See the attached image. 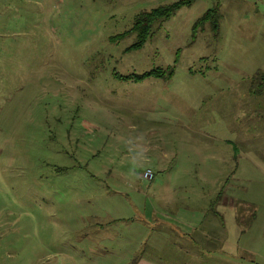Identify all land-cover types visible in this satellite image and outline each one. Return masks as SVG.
Returning a JSON list of instances; mask_svg holds the SVG:
<instances>
[{"label": "rangeland", "instance_id": "374dc122", "mask_svg": "<svg viewBox=\"0 0 264 264\" xmlns=\"http://www.w3.org/2000/svg\"><path fill=\"white\" fill-rule=\"evenodd\" d=\"M180 1L0 0V264H172L190 209H264V0H193L139 46Z\"/></svg>", "mask_w": 264, "mask_h": 264}, {"label": "crops", "instance_id": "0c3cea01", "mask_svg": "<svg viewBox=\"0 0 264 264\" xmlns=\"http://www.w3.org/2000/svg\"><path fill=\"white\" fill-rule=\"evenodd\" d=\"M261 17L264 20V16ZM261 41L264 44L263 37H261ZM253 94L256 100H259V92L252 91ZM255 131V134L259 133L257 130ZM249 136L256 137L251 133ZM223 141L226 144H232L226 139ZM236 151L237 147L233 146L231 151H227L226 157H220L222 163L219 167L235 168L238 155ZM153 173L155 179V172ZM165 183L168 184L169 180H166ZM221 189H217L218 193L215 196L217 199ZM228 199L223 196L222 201L215 205L213 201H210L198 212L185 206L186 209H190L189 212L194 211L192 217L197 219L186 227L174 224L167 227L171 230L170 232L174 233L172 237L177 245L175 250L179 251L177 253L179 256L174 255L171 258L172 264H264V209L261 207L259 209L256 204H252L254 208L243 212L239 210L240 207H243L242 200L235 198L228 203ZM233 201L239 202L234 203ZM165 209L169 210L166 206ZM171 209L169 211L175 213L180 208ZM247 217L251 218L250 224H246L244 221V218ZM144 263L155 264V262L148 261ZM156 264L159 263L156 262Z\"/></svg>", "mask_w": 264, "mask_h": 264}, {"label": "trees", "instance_id": "16d2710c", "mask_svg": "<svg viewBox=\"0 0 264 264\" xmlns=\"http://www.w3.org/2000/svg\"><path fill=\"white\" fill-rule=\"evenodd\" d=\"M193 0L180 1L166 7H160L151 11L150 13L140 14L134 24L133 32L136 34L139 46L152 34L151 28L158 21H164L170 18V16L181 7L188 6ZM221 18V14L217 8L207 10L192 26V38H195L197 30L203 31L205 25L209 26V29L218 34V22ZM169 69V70H168ZM168 73L164 74L162 70L152 71L144 75L139 76L136 80L145 79L148 77H154L158 79H169L172 75V68H168ZM132 81V80H131ZM260 93V92H259Z\"/></svg>", "mask_w": 264, "mask_h": 264}, {"label": "built area", "instance_id": "2783aa9c", "mask_svg": "<svg viewBox=\"0 0 264 264\" xmlns=\"http://www.w3.org/2000/svg\"><path fill=\"white\" fill-rule=\"evenodd\" d=\"M142 178H143L144 180L150 182V181L153 180L154 176H153V174H152L151 172H144V173L142 174Z\"/></svg>", "mask_w": 264, "mask_h": 264}]
</instances>
